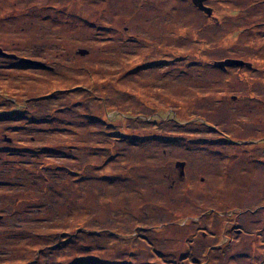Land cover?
<instances>
[{
	"label": "rangeland",
	"instance_id": "obj_1",
	"mask_svg": "<svg viewBox=\"0 0 264 264\" xmlns=\"http://www.w3.org/2000/svg\"><path fill=\"white\" fill-rule=\"evenodd\" d=\"M204 5L0 0V264H264V0Z\"/></svg>",
	"mask_w": 264,
	"mask_h": 264
},
{
	"label": "water",
	"instance_id": "obj_2",
	"mask_svg": "<svg viewBox=\"0 0 264 264\" xmlns=\"http://www.w3.org/2000/svg\"><path fill=\"white\" fill-rule=\"evenodd\" d=\"M204 1L205 0H192L193 4L197 8H199L202 11H204L208 16H211L212 10L209 7L204 5ZM87 53L88 52L86 50H84V49H80L78 51V54H80L82 56L86 55ZM0 56L16 60L19 63H25V64L30 65V66L41 67L43 69H50L48 66H46L42 62L31 60V59H28V58L19 57V56L15 55V54H12V53H7L1 47H0ZM216 65H218L221 68H225L226 66L242 67V66H250L251 64L246 63V62H244L242 60H239V59H227L225 61L216 63ZM184 166H185V163L182 162V161H178L176 163V168L178 170L179 176H183L184 175Z\"/></svg>",
	"mask_w": 264,
	"mask_h": 264
},
{
	"label": "trees",
	"instance_id": "obj_3",
	"mask_svg": "<svg viewBox=\"0 0 264 264\" xmlns=\"http://www.w3.org/2000/svg\"><path fill=\"white\" fill-rule=\"evenodd\" d=\"M92 170H93V169H92ZM92 170H91V171H92ZM93 171H94V170H93Z\"/></svg>",
	"mask_w": 264,
	"mask_h": 264
},
{
	"label": "bare ground",
	"instance_id": "obj_4",
	"mask_svg": "<svg viewBox=\"0 0 264 264\" xmlns=\"http://www.w3.org/2000/svg\"><path fill=\"white\" fill-rule=\"evenodd\" d=\"M215 64V63H214ZM75 149V148H74Z\"/></svg>",
	"mask_w": 264,
	"mask_h": 264
}]
</instances>
